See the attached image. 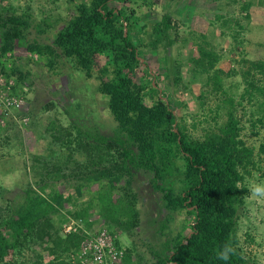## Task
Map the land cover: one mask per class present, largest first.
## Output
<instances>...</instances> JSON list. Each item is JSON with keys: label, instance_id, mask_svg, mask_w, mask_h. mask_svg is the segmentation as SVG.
<instances>
[{"label": "trees", "instance_id": "1", "mask_svg": "<svg viewBox=\"0 0 264 264\" xmlns=\"http://www.w3.org/2000/svg\"><path fill=\"white\" fill-rule=\"evenodd\" d=\"M68 2L75 14L54 34L52 43H32L29 51L48 57L49 67L54 66L60 51L88 79L94 76L98 58L106 59L96 77L100 81L98 90L106 97L116 124L114 133L84 135L78 127H51L54 141L67 147L70 151L67 158L75 163L85 181H105L109 194L118 190L117 185L118 191L124 192L111 199V205L118 210L111 208V217L104 218L124 231L134 230L139 214L131 186L138 174H151L152 185L162 193L169 214L185 210L193 217L191 233L185 236L178 233L164 242L160 250L154 251L157 262L152 264H253L238 246V220L246 202L248 177L254 171L264 176V167L256 158L264 155V143L257 154L253 146L247 145L242 138L243 116L239 117L237 108L245 109L243 103L247 101L253 108L252 117L258 114L251 121L252 127L264 125V61H246L247 66L241 72L244 90L237 100L232 84L225 83L224 71L217 68L221 56L215 46L206 40L193 39L196 50L188 57V63L193 66L192 75L195 78L206 75L205 84L211 86L218 99L212 117L214 127L204 129L205 133L196 137L189 132L184 117L176 113L180 101H173L168 92L161 91L139 57L143 46L168 53L178 42L171 13L162 14L146 30L148 24L136 17L137 9L142 6L152 9L154 0ZM3 11L0 10V69L10 77L18 75L22 81L27 74L19 70L14 60L8 70L4 61L12 59L16 42L25 38L32 23L27 14H19L14 8L11 13ZM246 16L249 18L250 14ZM221 18L222 15L218 17ZM228 22L225 19L224 26ZM236 25L243 29L238 21ZM137 29L142 35L138 38L133 33ZM181 68L180 61L166 67V78L173 86L182 81ZM142 70L147 78L139 77ZM199 99L203 100V95ZM222 114L224 120L218 121ZM75 152L82 156V162L73 159ZM60 172L61 164H58L39 174L56 175L54 179L58 180L65 177ZM46 187L39 185V190L45 192ZM77 188L78 195H82V185ZM39 192L26 188L21 200L0 213V264H11L5 261L12 251L21 252L24 247L34 245L54 256L57 263L50 264H69L63 258L77 252L87 239L92 227L89 221L92 203L69 211L71 218L60 217L65 203L76 206L75 197L55 189L46 195ZM100 200L104 201L103 196ZM54 217H59L58 225ZM120 217L127 219L121 221ZM70 219L81 221L87 230L71 229L62 234L63 224ZM168 222H163L162 230ZM117 245L122 246L119 240ZM131 257V250L125 251L121 264H131Z\"/></svg>", "mask_w": 264, "mask_h": 264}, {"label": "rangeland", "instance_id": "2", "mask_svg": "<svg viewBox=\"0 0 264 264\" xmlns=\"http://www.w3.org/2000/svg\"><path fill=\"white\" fill-rule=\"evenodd\" d=\"M0 6L6 10L0 8L5 14L11 13L13 8L19 14H27L32 23L25 38L16 42L12 59L4 61L9 70L14 60L19 70L27 76L19 81L18 75L10 77L0 69L2 79L13 83L18 95L22 97L21 107L0 108V213L14 201L21 200L26 188L32 187L39 192V185H47L45 192L39 193L46 195L51 189H55L58 193L75 197L76 206L65 203L60 217L71 218L68 216L69 211L92 203L89 212L92 227L88 232H97L102 227L109 229L117 236L125 251L131 250V264L157 262L154 251L160 250L164 242L178 233L182 236L189 235L193 217L185 210L169 214L161 199L162 193L152 185V175L138 174L131 187L132 193L137 197L139 223L131 232L124 231L110 219L104 218L111 217L112 211L117 209V206L111 205V199L115 200L124 193L118 191L120 186L117 185L118 190L109 194L105 181H85L79 175L75 163L67 158L70 151L52 137V126L78 127L84 135L114 133L116 124L107 108L106 97L98 90L100 81L96 77L99 68L106 61L105 57L98 58L94 76L88 79L61 56L60 51L53 67L47 65L48 57L29 51L32 43L51 44L54 34L75 14L74 7L68 0H0ZM165 12H170L176 23L177 36L174 34V37H177L178 42L168 53L162 49L157 51L151 46H143L139 57L161 91L168 92L173 101H180V106L176 109L177 115L184 117L189 132L199 137L205 133L204 129L214 127L212 117L218 99L213 95L211 86L205 84L206 75L197 78L192 75L193 66L188 63V57L196 50L193 39L206 40L215 46L221 56L217 68L224 71L225 83L233 85L230 87L238 100L244 90L241 72L247 66L246 61H264V0H154L152 9L139 7L136 17L141 23L148 24L146 30H150L149 24L159 20ZM247 13L250 14L249 18ZM220 15L222 18L218 19ZM225 19L230 21L226 26ZM237 21L243 29L236 25ZM133 33L137 38L142 36L138 29ZM184 38L187 39L186 42L182 41ZM179 61L182 64V81L178 86H173L170 79L166 78V67ZM145 73L142 70L139 77L147 78ZM201 95L203 100L199 99ZM243 106L245 109L241 106L237 108L239 117L243 116L242 138L247 145L254 147L257 154L260 144L264 143V125L259 124L253 128L251 121L258 114L252 117L253 108L247 101H244ZM223 120L222 114L218 121ZM48 128L51 130L48 131ZM72 132L75 137L76 129ZM256 158L260 166L264 167V155H257ZM73 159L83 161L82 156L76 152ZM58 164H61L60 176L65 177L55 180L56 175L39 174L47 169L50 171ZM247 183L246 202L239 211L238 246L253 264H264V176L261 172L254 171ZM81 185L82 195H78L77 187ZM257 188L260 192L256 191ZM100 196H103L104 201L100 200ZM126 219L120 217L121 221ZM166 220H169L167 228L162 230V224ZM54 222L58 225L59 217H54ZM63 228L62 234H66L68 228L87 230L84 223L75 219L63 224ZM74 253L76 252L69 253L63 259L74 264L71 261ZM54 259V256L34 245L24 247L21 252L12 251L5 262L57 263Z\"/></svg>", "mask_w": 264, "mask_h": 264}, {"label": "built area", "instance_id": "3", "mask_svg": "<svg viewBox=\"0 0 264 264\" xmlns=\"http://www.w3.org/2000/svg\"><path fill=\"white\" fill-rule=\"evenodd\" d=\"M0 74V108L21 107L22 101L13 83L2 79ZM71 228L67 229L69 232ZM118 238L106 227L89 232L80 249L72 255L74 264H121L125 248L117 245Z\"/></svg>", "mask_w": 264, "mask_h": 264}, {"label": "clouds", "instance_id": "4", "mask_svg": "<svg viewBox=\"0 0 264 264\" xmlns=\"http://www.w3.org/2000/svg\"><path fill=\"white\" fill-rule=\"evenodd\" d=\"M256 191H257V192H260V189L257 188ZM222 258H225V259H226L227 257H226V256H222Z\"/></svg>", "mask_w": 264, "mask_h": 264}]
</instances>
